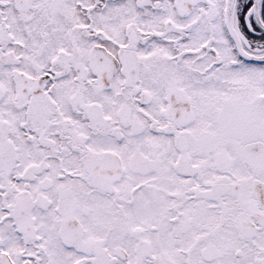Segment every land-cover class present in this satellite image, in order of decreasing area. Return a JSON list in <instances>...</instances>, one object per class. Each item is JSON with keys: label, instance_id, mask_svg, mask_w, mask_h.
I'll return each instance as SVG.
<instances>
[{"label": "snow or ice", "instance_id": "6c2138e0", "mask_svg": "<svg viewBox=\"0 0 264 264\" xmlns=\"http://www.w3.org/2000/svg\"><path fill=\"white\" fill-rule=\"evenodd\" d=\"M0 264H264V0H0Z\"/></svg>", "mask_w": 264, "mask_h": 264}]
</instances>
